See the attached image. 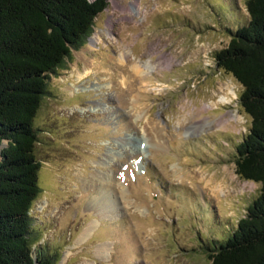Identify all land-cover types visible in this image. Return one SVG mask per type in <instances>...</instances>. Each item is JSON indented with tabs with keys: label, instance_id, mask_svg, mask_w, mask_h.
<instances>
[{
	"label": "rangeland",
	"instance_id": "374dc122",
	"mask_svg": "<svg viewBox=\"0 0 264 264\" xmlns=\"http://www.w3.org/2000/svg\"><path fill=\"white\" fill-rule=\"evenodd\" d=\"M248 19L245 0H107L35 119L32 234L55 264H213L261 187L237 175L251 117L215 57Z\"/></svg>",
	"mask_w": 264,
	"mask_h": 264
},
{
	"label": "trees",
	"instance_id": "16d2710c",
	"mask_svg": "<svg viewBox=\"0 0 264 264\" xmlns=\"http://www.w3.org/2000/svg\"><path fill=\"white\" fill-rule=\"evenodd\" d=\"M245 2L248 21L230 28L215 57L243 85L240 102L251 117L235 147L237 175L261 187L228 238L206 245L213 264H264V0ZM106 6L107 0H0V264L57 261L58 252L35 244L32 234L42 166L35 119L50 74L82 47Z\"/></svg>",
	"mask_w": 264,
	"mask_h": 264
},
{
	"label": "bare ground",
	"instance_id": "6f19581e",
	"mask_svg": "<svg viewBox=\"0 0 264 264\" xmlns=\"http://www.w3.org/2000/svg\"><path fill=\"white\" fill-rule=\"evenodd\" d=\"M114 5L115 6H118V3L116 2V1H114ZM123 7V6H122ZM121 7V8H122ZM122 9H125V7H123ZM98 33H96L95 34V37L93 38L94 40L95 39H98ZM121 56H127L126 55V53H123V54H121ZM126 58V57H125ZM166 59L167 60V57H162V58H160V59ZM122 62H125V60L124 59H120ZM161 61V63H163V61L162 60H160ZM87 63V62H86ZM150 62H146V63H142L141 61H139V62H135L134 63V65L132 66V68H133V70H135V72H137V73H144L146 70H148L149 69V67H152V64L150 63ZM82 74H80V77H82L81 76ZM103 84H101V83H96V84H94V86H96V87H100V86H102ZM103 86H105V85H103ZM220 100H222V101H225L226 100V98L223 96V95H221L220 96ZM92 179H96V178H92ZM99 180V179H98ZM101 180V179H100ZM94 226V224L93 223H91V224H89L88 225V227L85 229V231L83 232V233H87V232H89V231H92V230H94V228L95 227H93ZM107 249H109L106 245H104V244H99L98 246H97V249L95 250L96 251V253H97V255H99V256H102V255H105L108 251H107ZM84 264H87V263H84Z\"/></svg>",
	"mask_w": 264,
	"mask_h": 264
},
{
	"label": "water",
	"instance_id": "95a60500",
	"mask_svg": "<svg viewBox=\"0 0 264 264\" xmlns=\"http://www.w3.org/2000/svg\"><path fill=\"white\" fill-rule=\"evenodd\" d=\"M91 1H94V0H91Z\"/></svg>",
	"mask_w": 264,
	"mask_h": 264
}]
</instances>
